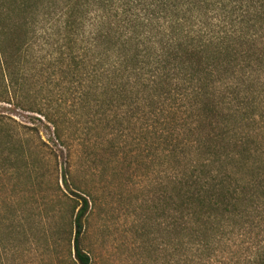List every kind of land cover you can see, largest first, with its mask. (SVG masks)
<instances>
[{"label": "trees", "instance_id": "1", "mask_svg": "<svg viewBox=\"0 0 264 264\" xmlns=\"http://www.w3.org/2000/svg\"><path fill=\"white\" fill-rule=\"evenodd\" d=\"M4 104L50 122L69 150L64 188L56 178L42 194L41 161ZM0 105V191L24 177L40 196L0 199V264L8 236L40 246L48 229L70 264H93L100 197L81 178L128 167L132 151L147 173V254L210 260L264 208V0H0ZM242 259L264 264V243Z\"/></svg>", "mask_w": 264, "mask_h": 264}, {"label": "rangeland", "instance_id": "2", "mask_svg": "<svg viewBox=\"0 0 264 264\" xmlns=\"http://www.w3.org/2000/svg\"><path fill=\"white\" fill-rule=\"evenodd\" d=\"M4 105L5 108L2 109L5 114L14 120L13 123L24 134L23 144L29 148L27 151L33 158L41 161L39 164L44 174V181L41 183L42 194L45 196L50 193V187L56 178L64 188L63 177L67 172L69 150L56 142L50 122L37 111ZM69 143L75 147L79 142ZM134 153L135 151H132L128 155L129 158L125 159L130 164L128 167L116 159L112 161L114 163L110 162L100 165L93 171L89 170L85 177L81 178L82 181L88 180L90 186L97 188L100 197L96 212L89 218L90 233L85 241L93 252V264H177L175 262L178 255L168 256L162 250L156 254H147V173L144 158L142 163H135ZM261 162L264 165V154L261 156ZM17 182L15 186L12 179L7 181L5 189L0 191V199L6 197L5 200L9 204L16 202V205L21 207H26L27 203L34 199L39 202L40 196L38 193L35 196L33 189L31 195L24 191L27 186L24 177ZM34 188L37 192L39 186L35 185ZM70 189L66 191L67 195L76 198L74 195L76 191L71 185ZM9 204L2 203L0 208L1 211L6 210L7 215ZM47 207H50V203ZM28 225L25 222L24 230L36 231L31 230ZM247 226L244 234L238 236V232L232 233L226 239L217 242L216 245L222 248V251H218L212 259L199 264H233L229 262L233 255L239 261L235 264H240L242 258L252 248L264 243V208L251 214ZM9 237L16 247L6 252L2 259L3 264H70L66 248L62 244H53L54 238L49 229L46 237H40V246L30 242L31 233L26 237L20 235L14 240L11 236L7 238ZM190 264H196L195 260L190 261Z\"/></svg>", "mask_w": 264, "mask_h": 264}]
</instances>
